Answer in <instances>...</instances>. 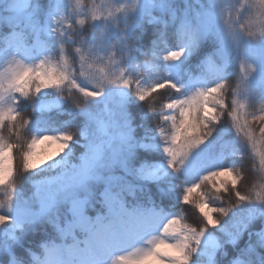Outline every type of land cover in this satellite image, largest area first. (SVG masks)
<instances>
[{
	"label": "snow or ice",
	"instance_id": "snow-or-ice-1",
	"mask_svg": "<svg viewBox=\"0 0 264 264\" xmlns=\"http://www.w3.org/2000/svg\"><path fill=\"white\" fill-rule=\"evenodd\" d=\"M0 264H264V0H0Z\"/></svg>",
	"mask_w": 264,
	"mask_h": 264
},
{
	"label": "trees",
	"instance_id": "trees-1",
	"mask_svg": "<svg viewBox=\"0 0 264 264\" xmlns=\"http://www.w3.org/2000/svg\"><path fill=\"white\" fill-rule=\"evenodd\" d=\"M189 206H185V208H188Z\"/></svg>",
	"mask_w": 264,
	"mask_h": 264
}]
</instances>
